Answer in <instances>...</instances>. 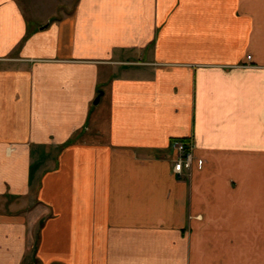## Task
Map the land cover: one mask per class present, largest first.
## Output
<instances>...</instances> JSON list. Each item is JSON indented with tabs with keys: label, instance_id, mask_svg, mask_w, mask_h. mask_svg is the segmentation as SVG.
<instances>
[{
	"label": "crops",
	"instance_id": "1",
	"mask_svg": "<svg viewBox=\"0 0 264 264\" xmlns=\"http://www.w3.org/2000/svg\"><path fill=\"white\" fill-rule=\"evenodd\" d=\"M34 261L264 264V0H0V264Z\"/></svg>",
	"mask_w": 264,
	"mask_h": 264
},
{
	"label": "built area",
	"instance_id": "2",
	"mask_svg": "<svg viewBox=\"0 0 264 264\" xmlns=\"http://www.w3.org/2000/svg\"><path fill=\"white\" fill-rule=\"evenodd\" d=\"M172 144L177 152V157L175 159L173 170L177 173L178 177H185L187 171L185 169L191 168L193 163V141H185L181 139H174ZM204 163L203 158L198 159L199 166H202ZM28 264H37V263H28Z\"/></svg>",
	"mask_w": 264,
	"mask_h": 264
},
{
	"label": "rangeland",
	"instance_id": "3",
	"mask_svg": "<svg viewBox=\"0 0 264 264\" xmlns=\"http://www.w3.org/2000/svg\"><path fill=\"white\" fill-rule=\"evenodd\" d=\"M174 140V139H173ZM173 140H171V142H170V146H171V148L172 149H174L175 150V148H174V146H173V144H172V141ZM181 140H185V141H189V140H192L191 138L190 139H181ZM193 141V140H192ZM186 171H187V173L189 172V168H187V169H185ZM190 173V172H189Z\"/></svg>",
	"mask_w": 264,
	"mask_h": 264
},
{
	"label": "water",
	"instance_id": "4",
	"mask_svg": "<svg viewBox=\"0 0 264 264\" xmlns=\"http://www.w3.org/2000/svg\"><path fill=\"white\" fill-rule=\"evenodd\" d=\"M102 91L99 92V94L95 98V103H97L101 97Z\"/></svg>",
	"mask_w": 264,
	"mask_h": 264
}]
</instances>
